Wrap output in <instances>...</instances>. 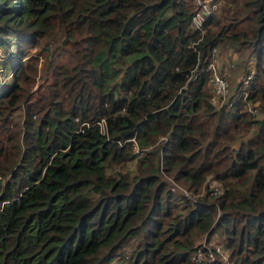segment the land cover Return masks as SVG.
Segmentation results:
<instances>
[{
  "label": "trees",
  "instance_id": "16d2710c",
  "mask_svg": "<svg viewBox=\"0 0 264 264\" xmlns=\"http://www.w3.org/2000/svg\"><path fill=\"white\" fill-rule=\"evenodd\" d=\"M197 10L0 0V264H196L215 232L230 264H264V0H219L203 30ZM227 45L255 75L223 104Z\"/></svg>",
  "mask_w": 264,
  "mask_h": 264
},
{
  "label": "built area",
  "instance_id": "2783aa9c",
  "mask_svg": "<svg viewBox=\"0 0 264 264\" xmlns=\"http://www.w3.org/2000/svg\"><path fill=\"white\" fill-rule=\"evenodd\" d=\"M196 4L198 5V10L193 15V25L196 28L202 29L206 19L210 16H212L218 9L219 6V0H195ZM221 49L219 47H215L213 49L212 58L209 62L207 68L212 71V77H211V83L213 85V100L214 102H217L218 98H222L226 96V94L229 91V82L225 76V74L221 73L219 68V52ZM3 53L0 50V60L3 59ZM6 75V76H5ZM255 70L248 72L244 79L242 80V84L238 87L237 92L234 93L235 96H246L248 94V91L246 89V85L248 82L254 77ZM10 75L7 74H1L0 78L4 81L9 79ZM4 78V79H3ZM250 110L256 114L258 112V106L252 105L250 107ZM103 123V122H102ZM134 141L133 149L135 153L138 154V156H142V151L139 148L138 144ZM215 182H210V185L212 187L216 188V191L219 190L218 185L214 184ZM172 188L174 190H177L178 192H181L182 194L186 195L189 198H193L192 193L187 190L186 188L182 187L175 181L171 180ZM183 189V191L181 190ZM219 214H221V211H219ZM206 239H208L207 235H204L202 240L197 244V248L194 250L192 254L193 261L196 264L200 263H210V264H230L229 259V253L225 249V246L223 242L217 243L214 246H209L206 242H204ZM204 240V241H203Z\"/></svg>",
  "mask_w": 264,
  "mask_h": 264
},
{
  "label": "rangeland",
  "instance_id": "374dc122",
  "mask_svg": "<svg viewBox=\"0 0 264 264\" xmlns=\"http://www.w3.org/2000/svg\"><path fill=\"white\" fill-rule=\"evenodd\" d=\"M221 51L219 52V68L218 70L225 74L228 82H229V91L226 94V96L222 98H218L216 103H225V101L228 99V97L231 94H234L237 92L238 84L242 82L247 72L254 71L255 70V60L253 56H250L247 52V50H237L236 48L232 46H225V47H219ZM43 58L41 57L39 61V73L35 79V84L32 87V90L35 89L41 82H42V62ZM246 63V64H245ZM2 65L6 67L12 68L14 65V57L11 56L10 58L6 59L2 62ZM247 65V66H246ZM246 66V67H245ZM7 75H10L9 79L11 78V72L7 73ZM6 76V75H5ZM4 79V78H3ZM7 79V80H9ZM211 93L212 96L214 94L213 92V85L211 83ZM214 184H217L216 182ZM183 191V189H181ZM204 237V236H203ZM202 237V238H203ZM197 242V244L202 240ZM204 241V240H203ZM204 242H206L209 246H214L217 243L223 242L222 237L219 235L218 232H215L210 238L206 239Z\"/></svg>",
  "mask_w": 264,
  "mask_h": 264
},
{
  "label": "crops",
  "instance_id": "0c3cea01",
  "mask_svg": "<svg viewBox=\"0 0 264 264\" xmlns=\"http://www.w3.org/2000/svg\"><path fill=\"white\" fill-rule=\"evenodd\" d=\"M221 51V50H220Z\"/></svg>",
  "mask_w": 264,
  "mask_h": 264
}]
</instances>
